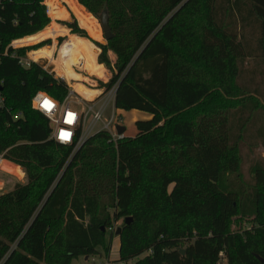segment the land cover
<instances>
[{
  "label": "trees",
  "instance_id": "obj_1",
  "mask_svg": "<svg viewBox=\"0 0 264 264\" xmlns=\"http://www.w3.org/2000/svg\"><path fill=\"white\" fill-rule=\"evenodd\" d=\"M64 4L97 41L103 38L89 17L108 14L112 38L98 57L114 72L106 88L116 87V110L150 116L137 122L134 138L114 144L102 131L73 154L49 140L48 120L32 108L38 92L63 101L68 85L36 63L21 67L5 49L13 39L34 45L67 36L50 24L66 18ZM65 25L72 45L97 58L77 21ZM71 49L66 39L54 61L55 45L35 57L50 58L43 62L60 77L56 64L65 62L86 82L66 61ZM1 83L8 110L0 112V152L27 171L28 182L0 193V264L107 256L108 230L122 219L119 263L219 264L224 257L264 264V169H255L262 193L223 183L241 168L244 138H264V0H0ZM75 90L86 100L95 95L83 84ZM257 117L261 127L250 135ZM238 216L251 219L252 229L233 232Z\"/></svg>",
  "mask_w": 264,
  "mask_h": 264
},
{
  "label": "rangeland",
  "instance_id": "obj_2",
  "mask_svg": "<svg viewBox=\"0 0 264 264\" xmlns=\"http://www.w3.org/2000/svg\"><path fill=\"white\" fill-rule=\"evenodd\" d=\"M63 7H65L66 11H67L66 18L60 19V20H54L51 18L50 24L55 23V24H58L59 26L65 27L68 30V35L67 36H60V37H57L55 39H50V40H53V45H55V48H57V43L62 44L64 42V40L67 39L68 43L72 47V49L70 50L68 58L66 59V61H69V59H72L77 64L80 62V60H83V69H76L75 67H74V69L78 74L87 78L88 81H86V82L83 81V79L81 77L74 75L73 72H72V74L65 76V79L66 80L79 81L77 84L71 83V87L73 89H78L81 86V84H83L86 86L87 89L94 91L95 95L93 96V98L91 100H87L88 103L85 102L86 103L85 107L87 108V106L89 105V106H93V107L98 108L100 103H102V100L105 98H108L110 92L114 88L113 87L110 90L106 88V86L108 85V83L112 79L114 72L112 71L111 68H108L105 65L103 66V64H100L97 61L98 59L95 56V51H92L88 47H85L82 45L79 48L80 50H82V52H81L78 48H76L74 45H72V43L70 42V36H73L75 34L71 33L70 29L65 25V23H73L76 20L78 25H80V24H79L76 16L67 8V6L65 4L63 5ZM47 12H48V7H47ZM91 17L94 18L93 19L94 22L98 25L103 40L97 41V40L93 39L89 35L87 30H85L87 33L86 38L80 37L78 35H76V36L84 39L86 42L91 44L94 47V49L97 51V53H98L97 55L99 57L100 54L102 53V49L100 48V46L107 45L108 41L105 40L103 31H102V27L99 24L100 21L98 20V18H96L95 16L93 17L92 14L90 15L89 19H91ZM50 24L48 25V27L50 26ZM57 39H58V41H57ZM47 43L51 44V41H49ZM75 51H78L80 53V55L79 56L76 55ZM83 53H84V55H83ZM57 56H58V54H57ZM110 58H111L112 65H115L116 57L113 53H110ZM256 63L257 62L247 60V68H249V69L255 68L254 65ZM84 67L86 68V71H85ZM112 67H114V66H112ZM246 77H247V79H245V80L248 83L249 75H247ZM244 95L247 96L250 94L246 93ZM115 112L118 116L119 115L118 111L115 110V108L113 107V103H110V105L107 107V110L104 113V117L106 119H109L112 116V114ZM143 115L147 116L148 114L144 113L142 111H138V110H131V111L121 110V115H119V116H121L124 120L123 127H125L127 129L126 134H125L126 137L134 138L136 136L134 134L136 131V124H137V122L135 120H136V118H139L140 116H143ZM261 117L263 120L264 115H262ZM119 118H118V121L121 122V118L120 119ZM256 120H257V122H260V117H257ZM91 121H92L91 118H89L88 122H87L88 127L90 126ZM262 123L264 124V121ZM260 124H261V122L258 123L257 125H253L249 130V134L255 136L256 135L255 132L261 127ZM249 125L251 126L252 124H249ZM99 127H100V125H98L96 127V129ZM99 132H102V131H99ZM99 132H95L90 137L96 135ZM250 145H252V146H250ZM240 157H241L242 165H241L239 172L237 174L227 175L226 178L224 179L223 183L225 184V186L227 185V187L240 188L241 190H243L245 192V195L246 194L249 195L255 191L262 193V191H261L262 187L257 185V180H256V176H255V169L258 167H261L262 169H264V138L259 140V141L254 142V143H250L249 140L244 138L241 149H240ZM20 169L22 171L21 173H23L22 177L26 178L25 182L27 183L28 182L27 173L23 168H20ZM0 180H4L6 182V187H5L6 189L5 190H7L8 192L10 190H12L17 184L24 185V184H20V183H23L24 180L22 178H20V176L16 175L15 172L13 173L12 171L0 172ZM0 193H3V192H0ZM261 200L264 201V194L263 193L261 194ZM250 220L251 219H249V218L248 219H242L241 217L238 216L236 219H234L232 221L231 230L233 232H238V233H242L245 230H251L253 227V223ZM123 224H124V220L122 219L118 222H114L112 227H114V228L116 227L118 230L119 228H122ZM108 233L112 237L111 238L110 235H108V237L111 238V240H112L111 251L107 256L105 254H102L99 256L102 259H108V260L112 261L114 264H123V263L118 262L119 248H120V236L117 235V232L112 233L108 230ZM72 264H88V263L84 257H80L79 259L74 260L72 262ZM128 264H134V261H131ZM219 264H227L226 259L224 257H222V260L220 261Z\"/></svg>",
  "mask_w": 264,
  "mask_h": 264
},
{
  "label": "built area",
  "instance_id": "obj_3",
  "mask_svg": "<svg viewBox=\"0 0 264 264\" xmlns=\"http://www.w3.org/2000/svg\"><path fill=\"white\" fill-rule=\"evenodd\" d=\"M24 38H18L12 40L5 49V55L11 57L12 59H17L19 65L23 68H29L33 63L40 65L44 70L53 75L43 60H46V63L50 62V58L43 57H35V53L39 52L45 47H53V40L46 39L41 41L40 43L34 45H26L21 44L20 42ZM58 40V39H57ZM51 41V44L45 45L38 49H32L41 45L43 43H47ZM61 44L57 43V49H60ZM25 50V55H20L19 51ZM58 51L56 50L53 54V57H56ZM76 69H83V60H80L74 66ZM63 80V79H62ZM65 81V80H63ZM68 85V95L67 97L61 101L46 92H38L32 98V108L42 114L49 122V126L51 129L49 140L54 141L57 144L73 147V154L85 143V141L90 138L92 134L99 131H105L109 133L111 136V141L114 144H117L119 140L126 138L125 135H118L117 126H122L121 122L118 121L119 116H117L116 112L112 114L109 119L104 117V113L107 110V107L110 103H113V107L115 108V96H116V87L112 89L108 98L102 100V103L98 106V108L93 106L85 107L88 101L82 98L69 83L65 81ZM6 99L2 94V83L0 84V112L4 110L7 111L6 108ZM116 110V108H115ZM21 115H15L14 119L20 118ZM91 118V124L88 127L87 122L88 119ZM120 119V118H119ZM100 125L99 128L96 127ZM7 165L13 167L22 166L14 163L9 160L5 156V152H0V172L8 171L6 168ZM24 169V168H23ZM25 170V169H24ZM26 171V170H25ZM27 173V171H26ZM24 182L20 184H25V177H21ZM6 182L4 180H0V192L7 193L5 190ZM109 231L112 233H116L118 230L115 227L109 228ZM88 264H114L112 261L108 259H102L100 256H90L87 257Z\"/></svg>",
  "mask_w": 264,
  "mask_h": 264
},
{
  "label": "water",
  "instance_id": "obj_4",
  "mask_svg": "<svg viewBox=\"0 0 264 264\" xmlns=\"http://www.w3.org/2000/svg\"><path fill=\"white\" fill-rule=\"evenodd\" d=\"M99 23H100V25L102 27V31H103L105 40L109 41L112 38V33H111L110 25H109V16H108V14L106 12L101 15ZM117 133H118V135H125L126 128L123 127V126H117ZM130 220H131L130 218L126 219L125 224L128 225ZM121 232H122V228H119L118 231H117V235L120 236ZM180 253L182 255H184L185 254V250H181Z\"/></svg>",
  "mask_w": 264,
  "mask_h": 264
},
{
  "label": "crops",
  "instance_id": "obj_5",
  "mask_svg": "<svg viewBox=\"0 0 264 264\" xmlns=\"http://www.w3.org/2000/svg\"><path fill=\"white\" fill-rule=\"evenodd\" d=\"M80 26V25H79ZM82 28V27H81ZM83 29V28H82ZM85 30V29H84ZM27 38V37H26ZM55 51H56V48H55V50H54V53H55ZM97 59H98V56H97ZM53 61H54V57H53ZM98 61V60H97ZM55 63V62H54ZM50 71V70H49ZM52 74H53V76L56 78V79H63V80H65L67 83H69L70 85H71V83H73V84H77L79 81H75V80H66L65 78H63V77H60V76H58L55 72H52V71H50ZM118 111V114L119 115H121V110H117ZM118 115V116H119ZM120 118H121V125L123 126L124 124V120H123V118L121 117V116H119ZM150 119V116L149 115H143V116H140L139 118H136V122H138V121H143V120H149ZM126 131H127V129H126ZM126 134V133H125ZM135 135L137 134V129H136V131H135V133H134ZM85 260H87V257H85Z\"/></svg>",
  "mask_w": 264,
  "mask_h": 264
},
{
  "label": "bare ground",
  "instance_id": "obj_6",
  "mask_svg": "<svg viewBox=\"0 0 264 264\" xmlns=\"http://www.w3.org/2000/svg\"><path fill=\"white\" fill-rule=\"evenodd\" d=\"M57 66H61L64 70L61 73V77L65 78V76L70 75L71 73L68 71L66 63L62 62L60 64H56ZM75 90V89H74ZM76 91V90H75ZM84 98V97H82ZM85 99V98H84Z\"/></svg>",
  "mask_w": 264,
  "mask_h": 264
}]
</instances>
